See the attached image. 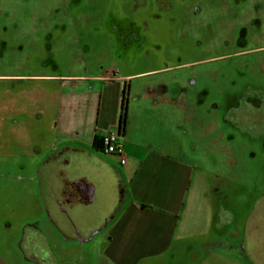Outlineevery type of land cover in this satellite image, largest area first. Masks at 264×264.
<instances>
[{"label": "rangeland", "instance_id": "obj_1", "mask_svg": "<svg viewBox=\"0 0 264 264\" xmlns=\"http://www.w3.org/2000/svg\"><path fill=\"white\" fill-rule=\"evenodd\" d=\"M109 70L125 109L135 89L176 94L138 113L215 184L209 235L141 264H264V112L228 114L264 89V0H0V264H111L104 231H57L34 177L61 90ZM68 164L75 176L82 162Z\"/></svg>", "mask_w": 264, "mask_h": 264}, {"label": "crops", "instance_id": "obj_2", "mask_svg": "<svg viewBox=\"0 0 264 264\" xmlns=\"http://www.w3.org/2000/svg\"><path fill=\"white\" fill-rule=\"evenodd\" d=\"M106 76L103 72L84 77L81 81L90 83L61 90L52 139L44 153L58 151L59 156L73 155L82 162L74 176L67 161L63 175L66 181L86 186L89 203L104 210L103 223L92 232H105L103 257L111 264H141L166 255L177 244L209 235L217 210L212 198L215 184L208 171L184 157L175 138L162 141L155 135L154 115L138 113L143 105L149 113L159 103L178 107L165 91L149 86L143 93L135 89L134 104L126 108L125 163L96 150L95 137L102 138L121 116L120 86L110 87ZM165 121L171 124L172 116ZM109 182L112 197L102 204L101 188L106 190Z\"/></svg>", "mask_w": 264, "mask_h": 264}, {"label": "flooded vegetation", "instance_id": "obj_3", "mask_svg": "<svg viewBox=\"0 0 264 264\" xmlns=\"http://www.w3.org/2000/svg\"><path fill=\"white\" fill-rule=\"evenodd\" d=\"M106 72L107 79L112 81L114 72L112 70ZM169 97L172 100H177L176 94L174 95L172 92ZM243 97H245L244 102L234 109L229 108L228 114L232 113L238 119H242L243 115L245 119L250 120L252 115L248 113L249 111L264 112V89H249L243 93ZM73 159V155L59 156L58 151L47 153L35 165L34 177L38 179L43 190L47 213L54 219L57 231L69 239L83 242L103 223L105 216H103L104 210H100V206L89 203L86 186L73 179L65 180L62 169L67 161ZM223 212L218 214L219 221H228L230 217L226 215L225 211ZM39 233L46 234L44 237L47 239L48 232L39 231Z\"/></svg>", "mask_w": 264, "mask_h": 264}, {"label": "built area", "instance_id": "obj_4", "mask_svg": "<svg viewBox=\"0 0 264 264\" xmlns=\"http://www.w3.org/2000/svg\"><path fill=\"white\" fill-rule=\"evenodd\" d=\"M123 133L119 125H115L112 129L102 137L103 150L108 154L119 157L120 163H125V150L122 142Z\"/></svg>", "mask_w": 264, "mask_h": 264}, {"label": "trees", "instance_id": "obj_5", "mask_svg": "<svg viewBox=\"0 0 264 264\" xmlns=\"http://www.w3.org/2000/svg\"><path fill=\"white\" fill-rule=\"evenodd\" d=\"M125 115H126V109H125V106H124V101H122L121 116H120V121H119V124H118L119 128L121 129L122 132H123V128H124ZM94 147H95L96 150L103 149L102 138L99 139L98 137H95V139H94Z\"/></svg>", "mask_w": 264, "mask_h": 264}, {"label": "water", "instance_id": "obj_6", "mask_svg": "<svg viewBox=\"0 0 264 264\" xmlns=\"http://www.w3.org/2000/svg\"><path fill=\"white\" fill-rule=\"evenodd\" d=\"M98 232H99V230L96 231V232H94V233H92L91 236L89 237V239H86V240H90V239L92 238V236H93L94 234H97Z\"/></svg>", "mask_w": 264, "mask_h": 264}]
</instances>
